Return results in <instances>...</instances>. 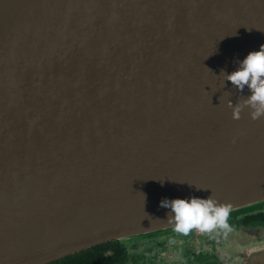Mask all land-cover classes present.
Here are the masks:
<instances>
[{"label":"water","instance_id":"95a60500","mask_svg":"<svg viewBox=\"0 0 264 264\" xmlns=\"http://www.w3.org/2000/svg\"><path fill=\"white\" fill-rule=\"evenodd\" d=\"M261 45L264 0H0V264L174 251L165 197L264 213V117L221 74Z\"/></svg>","mask_w":264,"mask_h":264},{"label":"flooded vegetation","instance_id":"af4514ba","mask_svg":"<svg viewBox=\"0 0 264 264\" xmlns=\"http://www.w3.org/2000/svg\"><path fill=\"white\" fill-rule=\"evenodd\" d=\"M228 224L230 232L180 234L177 252H171L165 238L151 245L113 240L50 264H264V247L257 245L264 236V213Z\"/></svg>","mask_w":264,"mask_h":264},{"label":"clouds","instance_id":"9594fccd","mask_svg":"<svg viewBox=\"0 0 264 264\" xmlns=\"http://www.w3.org/2000/svg\"><path fill=\"white\" fill-rule=\"evenodd\" d=\"M237 67L228 73L224 70L225 81L237 92L244 93L247 89L249 95L242 102L227 100L228 107L232 108L233 119H240L245 108H249L253 120L264 117V45L258 51H250L242 60L235 61ZM220 74V75H221ZM197 191L207 190L196 188ZM159 206L170 210L168 221L174 224V231L178 234L188 235L193 229L202 233H212L216 230L230 232L228 218L232 211L230 204L216 201L212 194L207 198L191 196L185 198L161 199Z\"/></svg>","mask_w":264,"mask_h":264},{"label":"rangeland","instance_id":"374dc122","mask_svg":"<svg viewBox=\"0 0 264 264\" xmlns=\"http://www.w3.org/2000/svg\"><path fill=\"white\" fill-rule=\"evenodd\" d=\"M232 219H233V218H232ZM229 220H230V219H229ZM177 251H178V248H177L176 250H174V251L171 250V252H177ZM170 254H171V253H170Z\"/></svg>","mask_w":264,"mask_h":264}]
</instances>
